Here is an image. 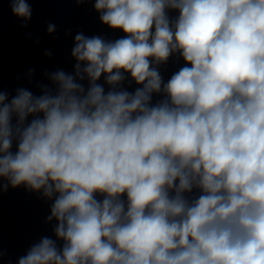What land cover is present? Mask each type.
I'll use <instances>...</instances> for the list:
<instances>
[{"label": "clouds", "instance_id": "1", "mask_svg": "<svg viewBox=\"0 0 264 264\" xmlns=\"http://www.w3.org/2000/svg\"><path fill=\"white\" fill-rule=\"evenodd\" d=\"M74 2L123 35L79 32L72 73L0 90V193L55 221L17 264H264V0Z\"/></svg>", "mask_w": 264, "mask_h": 264}]
</instances>
